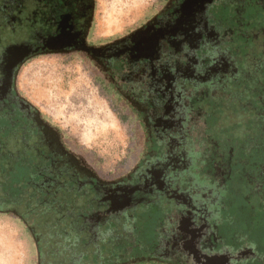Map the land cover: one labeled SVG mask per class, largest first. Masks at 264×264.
<instances>
[{"label": "flooded vegetation", "instance_id": "1", "mask_svg": "<svg viewBox=\"0 0 264 264\" xmlns=\"http://www.w3.org/2000/svg\"><path fill=\"white\" fill-rule=\"evenodd\" d=\"M218 4L232 8L234 17L227 10V22L236 21V33L249 24L243 30L244 41L236 46V55H231L229 48L224 47L232 40L234 30L233 26L223 24L226 19L224 12L216 10ZM246 5L250 7L245 11ZM95 11L96 0H0V187L9 186V170L14 164L30 172L34 186L20 196H14L10 186V189L3 186L0 213L17 217L32 233L38 248L37 264H110L114 244L120 240L133 243L129 232L134 228L135 213L141 210L142 199L151 191L155 198L168 192L166 197L173 199L178 214L175 219L170 217L166 233L158 242L160 253L157 255L162 257L160 261L166 259L164 255L174 262L172 251L179 241L194 262H200L205 256L197 255L191 247L195 225L191 215L194 204L190 198L209 194L211 187H206L204 181L212 180L209 181L211 186L222 181L215 170L206 175L196 168L205 153L195 147L199 140H193L192 130L199 120L194 112L191 116L188 109L194 110L193 99L202 100L207 95L193 94L191 83L204 82L201 80L204 75L205 82L208 81L204 85H212L210 97L230 104L224 106L220 116L223 124L230 127L236 123L234 132L239 138L247 136L246 124L253 120L249 131L253 137L249 138L258 139V133L264 130V89L261 93L259 89L256 91L253 81L258 80L256 70L264 69V0H167L151 22L122 39L104 43L92 40ZM183 34L189 41L188 47L181 43ZM204 35L211 36L214 43H205ZM24 44L30 45L31 53L23 61L17 63L18 60L13 62L7 57V52L13 48L18 50V46ZM222 48L229 52L225 60L233 61L234 69L228 71L225 66V73L219 78L213 73L207 75L210 67H221L220 63L212 61L215 52L221 50V57L226 54ZM188 49L195 53L189 54ZM196 49L206 54L200 56ZM45 54H80L91 65L103 66L105 71L110 62L124 60L118 81L112 74L101 73L104 76L101 84L128 113L129 109L131 114L137 111L140 115L141 150L145 155L140 166L125 175L104 176L96 163L70 142L59 124L23 96L17 88L19 68L25 60ZM177 61L185 62L184 70L178 68ZM240 64H244L245 69L240 68ZM174 65L179 71L173 70ZM11 69H15L12 84L9 83ZM167 71H172L169 84L163 81ZM138 76L145 77L141 85L137 84ZM235 81L236 85L252 84L256 95L248 91L242 104L239 89L235 94L225 91ZM118 82L123 88L115 85ZM139 88L148 91L144 94ZM149 90L156 94H150ZM158 94L162 99L156 101ZM175 100L178 109L172 110ZM236 102L239 108L234 107ZM203 123L202 139L206 138L203 136L205 119ZM255 127L256 133L253 132ZM154 147L162 148L163 153L158 155L152 150ZM181 158L183 165L177 167L175 162ZM171 162L174 164L167 168ZM164 168L166 175L161 176ZM153 171L155 173L151 174ZM173 171L175 179L179 175L180 181H187L188 185L182 188L181 184H174ZM147 180L151 181L149 186ZM215 231L213 225L203 233L207 235L206 241L218 239L220 235ZM165 246L167 248L163 249ZM127 248L121 254L129 258ZM126 259L125 264H142L146 260L135 257L130 263Z\"/></svg>", "mask_w": 264, "mask_h": 264}, {"label": "rangeland", "instance_id": "2", "mask_svg": "<svg viewBox=\"0 0 264 264\" xmlns=\"http://www.w3.org/2000/svg\"><path fill=\"white\" fill-rule=\"evenodd\" d=\"M166 2L167 0H96L92 40L96 43H104L126 37L151 22L163 9ZM249 7L250 5H246L245 11ZM234 9L236 11V7ZM216 10L224 12L226 22L223 24L225 26H233L232 40L224 44V47L229 48L231 55H236V46L238 47L240 42L244 41L243 30L245 31L249 24L244 26L242 32L236 33V21L227 22L228 11L231 15L232 8L227 4H218ZM233 36H235L234 39ZM203 39L207 44L214 43L211 36L204 35ZM215 42H219V40H215ZM181 43L185 47L189 46V41H186L184 34ZM29 46L19 45L18 50L13 48L11 52H7V57L13 62L18 60L17 63H19L31 53ZM196 50L200 52V56L206 54L201 49ZM223 51L226 54L222 57L221 50L215 52V59L212 61L220 63L221 67L218 69L216 65L210 67L209 72L207 70V75L213 73L215 77L219 78L222 73H225L226 67L228 71L234 69V62L225 60L229 52L224 49ZM193 52L195 53L193 49H188L189 54ZM243 56H245L244 52ZM123 61L110 62L105 71L103 66L91 65L80 54H45L22 64L16 77L17 88L23 96L31 100L59 124L66 132L70 142L90 161L95 162L96 168H99L102 174L107 177L127 174L137 165L140 166L145 156L141 150L143 128L139 122L140 115H137V111L131 114L132 112L127 108L128 113L122 107L123 105L104 91L101 84V78L107 76L106 73L114 75L115 80L118 81L124 67ZM183 65L185 62L177 61V66L181 70L185 68ZM241 66L240 64V68ZM244 67L246 66L243 64L242 68ZM173 70L179 71L175 65ZM101 73L104 76H101ZM171 74L172 71L166 72L163 77L165 83H170ZM256 74L258 80L255 79L253 85H257L256 91L259 89L258 92H260L264 89V82H262L264 69L256 70ZM14 79L15 69H11L9 83L12 84ZM137 79L139 81L137 84L140 85L145 81V77L138 76ZM201 80L204 82L196 85L191 83L193 94L198 92L206 94L207 97L202 100L193 99L194 110L188 105L191 109V111L188 109V113L192 116V112H194L195 114H193L199 120L194 123L196 127L192 130L193 140L195 141L196 138L199 140L195 147L198 150L201 149L203 154L205 153L201 157V164L196 168L199 173L206 175L215 170L216 175L219 173L222 183L211 186L209 181L212 180L206 176L205 178L209 180L204 181L205 185L208 188L211 187L208 190L209 194H203L201 196L204 198L203 200L201 197L190 198L194 204L191 206V215L195 225L193 228L195 237L191 247L197 255L203 254L204 260L199 259L200 262H194L179 241L174 244L173 258L177 264H264V130H260L258 139L249 138L253 137V135H249V131L254 123L253 120H250L246 124L248 126L247 136L236 138V132H234L236 123L227 127L220 119L224 112V106L228 107L230 104L226 100L212 99L210 97L212 85L210 87L204 85L208 84V81L205 82L204 75ZM240 83L236 85V81L232 82L229 84L231 88L227 87L225 91L235 94L239 89L238 93L243 104L248 91L255 95L256 92L253 90L252 84L251 87ZM115 85L123 88L120 82ZM262 85L263 87H261ZM139 89L144 94L148 91V89ZM149 92L152 95L156 94L151 90ZM212 92L214 93L213 89ZM24 97L25 102L29 103ZM160 99L162 97L158 94L155 100L159 101ZM232 101L234 102L233 99ZM195 102L198 108L195 106ZM236 106L239 108L237 102L234 107L236 108ZM171 109H178V101H174ZM201 115H204V118H201ZM204 119L206 127L203 136L208 140L202 139L201 128L202 125L204 126ZM256 127L253 128V132ZM152 150L158 155L163 153L160 147L156 149L154 147ZM182 159L175 162L177 167L183 165ZM169 164L167 168L174 163ZM166 172L167 169L164 168L161 176L166 175ZM9 173V186L12 189L7 185L3 186L16 194L14 196H20L22 192L25 195L27 190L34 187L30 182V172L20 164H14ZM154 173L155 171L151 174ZM174 174L175 171L171 173L172 176ZM174 177L175 175L171 179L174 184H181L182 188L188 185L187 181H180L179 175L176 179ZM150 180L146 181L147 186L151 183ZM153 192H148L150 195L145 196L141 201V210L135 213L134 228L129 232V235L134 238L133 243L131 240H120L114 244L113 250H110V258H113V260H109L110 264L113 261L125 264L127 257L121 253L128 249L127 247H129L130 255L126 261H130V263L135 257L147 260L142 264L176 263L170 261L171 257L164 255L163 257L166 259L160 261L162 257L157 253H160L158 242L166 233L165 227L170 221V217L175 219L178 209L174 206L173 199L166 197L169 195L168 192L157 198L154 197L155 193ZM213 225L216 234L220 236L218 239L206 241L207 235H204V232ZM165 248L167 246L163 247V249ZM37 250V245L34 243L29 229L17 217L0 213V264H37L39 261H37ZM179 257L182 258L178 259ZM200 257L203 258V256Z\"/></svg>", "mask_w": 264, "mask_h": 264}, {"label": "crops", "instance_id": "3", "mask_svg": "<svg viewBox=\"0 0 264 264\" xmlns=\"http://www.w3.org/2000/svg\"><path fill=\"white\" fill-rule=\"evenodd\" d=\"M61 55H64V54H61ZM39 56H42V55L34 56V57L30 58V59H27V60L24 61L23 64H26V63H28L30 60H32V59H34V58H38Z\"/></svg>", "mask_w": 264, "mask_h": 264}]
</instances>
